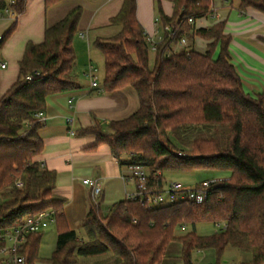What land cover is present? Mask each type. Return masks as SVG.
I'll use <instances>...</instances> for the list:
<instances>
[{"label": "trees", "instance_id": "16d2710c", "mask_svg": "<svg viewBox=\"0 0 264 264\" xmlns=\"http://www.w3.org/2000/svg\"><path fill=\"white\" fill-rule=\"evenodd\" d=\"M60 1L45 0L46 7ZM27 2L0 0V13L9 7L14 15L1 35L0 48L14 31L17 16L26 12ZM156 3L163 32L153 65L137 0H123L110 18L119 28L116 33L93 41L104 57V90L134 87L139 109L111 122L110 130L97 123L83 132L96 135L94 147L108 144L122 166L147 167L159 187L167 171L211 169L228 175L211 185L202 203L149 205L126 197L104 212L100 196L82 222L85 237L70 228L64 214L66 198L55 193L57 172L36 160L44 141L35 114L46 107L50 94L81 86L75 74L74 38L84 8L74 6L46 27L41 43L27 42L19 77L0 99V230L22 223L28 215L53 210L57 243L49 264H81L83 258L104 255L108 258L98 264H162L176 239L182 243L185 264H193L196 249L215 250L214 264H220L229 245L251 253L247 264L264 261V92L257 97L245 92L225 21L194 28L196 19L212 12L214 0H173L172 15L165 13L160 0ZM238 7L264 13V0H239ZM196 34L211 40L204 53L193 46L173 51L186 35ZM199 222L225 226L203 236L195 230ZM185 225L192 230L177 236L176 229ZM43 231L28 235L19 251L22 264L38 260ZM4 245L0 239V248Z\"/></svg>", "mask_w": 264, "mask_h": 264}, {"label": "crops", "instance_id": "0c3cea01", "mask_svg": "<svg viewBox=\"0 0 264 264\" xmlns=\"http://www.w3.org/2000/svg\"><path fill=\"white\" fill-rule=\"evenodd\" d=\"M94 1L98 3L90 20L86 24L81 23L83 13L79 24V32L85 41V44L84 42L81 44L83 47L79 45L77 37L74 38L77 55L75 74L81 86L65 92L53 93L47 97L46 107L42 110L46 119L40 129L44 149L36 157V160L45 167L57 172L55 193L66 198L64 214L70 228L77 232L80 230L78 234L81 237H85L82 222L94 205L92 189L84 184V178H96L102 184L101 206L108 205L105 212L111 204L126 198L128 193L134 191L132 184L124 182L122 175L127 169L120 164L110 146L103 143L94 147L97 142L96 135L85 133L83 130L97 123L103 130H110L111 122L129 117L140 107L138 93L132 86L110 92L104 90L102 85L104 68L103 74L99 75L98 84L92 86L88 71L92 66L100 70L99 63H95L97 59L93 51L101 53L93 46V41L97 36H111L119 29L117 27L118 29L109 30L107 35L101 34L108 28L106 27L108 24L97 21L102 16L100 9L106 8L115 0ZM62 2L63 0L56 5L46 7L45 0H28L26 12L17 16L14 31L0 48V99L19 77V63L23 58L27 42L41 43L44 40L46 27L61 19L70 9L62 16L55 15V11H52L51 15V10H55ZM122 2L123 0L115 14L119 11ZM160 3L165 13L172 15L173 0H160ZM137 4L139 21L150 37L155 36L154 38L159 40L163 27L158 22L156 0H137ZM238 5L239 0H214L212 12L196 19L192 24L197 29L211 27L220 21L226 22L224 32L232 36L230 52L233 63L242 78L244 90L250 96L257 97L264 92V13L253 7H247L242 11ZM5 14L6 17H4ZM113 15H109V21ZM13 20L14 15L8 10L5 9L0 13V36ZM184 40L186 44H191L201 53L207 50L211 42L210 39L197 34L193 37L186 35L172 46L173 51L183 48L181 42ZM79 50L86 53V57L82 59ZM218 52L219 48L215 57ZM99 56L104 65L102 53ZM150 59V64L153 65L151 53ZM87 62L88 64L84 66ZM2 64H5V67ZM53 225L55 224L50 226ZM180 245L182 246L181 242ZM176 249V246L170 249L162 264L177 263L173 260V256L179 253ZM204 251L215 252L213 249H204Z\"/></svg>", "mask_w": 264, "mask_h": 264}, {"label": "built area", "instance_id": "2783aa9c", "mask_svg": "<svg viewBox=\"0 0 264 264\" xmlns=\"http://www.w3.org/2000/svg\"><path fill=\"white\" fill-rule=\"evenodd\" d=\"M6 10L13 14L9 7ZM189 20L190 22L194 21L192 18ZM167 28L169 29V26ZM148 40L150 50L156 51L158 40L152 37H148ZM2 66L5 67V64H2ZM35 73L40 74V71H35ZM89 76L92 86H96L99 77L95 68L90 69ZM28 78H31V75H28ZM35 117L42 124L46 119L43 111L37 112ZM126 169L127 171L122 175L124 182L135 186V190L128 193L127 197L139 198L142 201H146L149 205H163L179 200L202 203L207 198L211 185L222 180L220 177H211L192 183L191 185H187L181 181L166 183L164 180L161 187H159L160 185L158 183H152L147 167L141 164H132L127 166ZM83 182L91 187L93 201H97L103 191V186L100 181L96 178H84ZM18 185L22 186V182L19 181ZM55 221L54 211L48 209L34 215H28L18 225L0 230V239L5 242V245L0 248V263L22 264L24 257L19 251L27 241L28 235L45 230L48 226L55 224ZM262 264H264V261Z\"/></svg>", "mask_w": 264, "mask_h": 264}, {"label": "rangeland", "instance_id": "374dc122", "mask_svg": "<svg viewBox=\"0 0 264 264\" xmlns=\"http://www.w3.org/2000/svg\"><path fill=\"white\" fill-rule=\"evenodd\" d=\"M121 0H115L113 1L111 4H108V6L106 8H102L100 9V18L97 20L98 22H106V24H108L106 28L103 32H101V34H108L109 32L107 31H112L114 28H117L116 26L112 25L110 23V21L108 20L109 15H113L115 14V12L118 9V6L120 4ZM97 1L94 0H63L62 3H60L55 10L52 9L51 10V15H52V11H55V15H63L65 14V12L69 9L72 8L74 6L80 5L84 8V15L82 18V22L81 23H87L90 18H91V14L93 12H95V6L97 5ZM6 17V14L5 16ZM81 26H84L83 24H81ZM110 26V27H109ZM118 29V28H117ZM107 32V33H106ZM149 35V34H148ZM75 37H77L79 45L81 47H83L81 44H85L84 38L81 34V32H78ZM150 37V36H149ZM155 37V36H154ZM152 37V38H154ZM161 37L159 38L158 42L161 40ZM155 39V38H154ZM86 40V38H85ZM187 42H189L187 40ZM181 45L184 47L189 48L191 46V44L188 45V43L186 44V41H182ZM181 49V47L179 48ZM93 53L95 55V58L97 59L95 61V63H99V67L100 70L95 67L92 66V69H96V73L99 77L100 74H103V60H101L100 58V54L98 52H96L95 50L93 51ZM98 53V54H97ZM150 53L152 54L153 60L155 58V51L150 50ZM154 53V54H153ZM79 54L80 57L83 59L84 57H86V53H82V51L79 50ZM88 64L85 63L84 66H86ZM80 65H78L79 67ZM82 66H80L81 68ZM88 73H90V71H88ZM89 75V74H88ZM228 173L227 172H223V171H215V170H211V169H195V170H189V171H167L164 173V180L166 181V183L172 182V181H181L187 185H191L192 183L198 182L200 180L203 179H207V178H211V177H220V178H225L227 177ZM132 187H134L135 190V186L132 184ZM108 205H103L102 209L105 212L106 208ZM187 227H180L178 229H176L175 233L177 236H180L182 234H185L186 232L192 230V226L190 225H186ZM225 224L224 223H214V222H199L196 224L195 230L197 231L198 234L206 236V235H211L213 233H215L216 231H220L224 228ZM80 231V230H79ZM78 231V232H79ZM178 240V239H176ZM180 241V240H178ZM171 242L169 244L166 256H168V253L170 252V249L174 246L177 247V251L179 252L178 254H175L173 256V260H175L174 264H185L184 259L182 258V246L180 245V242ZM56 242H57V227L55 225L48 227L45 231H43V235H42V239H41V243L39 246V258L38 260L35 262V264H49L47 262V259H49L55 248H56ZM108 257L106 255L104 256H95V257H87V258H83L81 261V264H98V263H103L104 261H106ZM251 259V253L249 252H245L242 251L234 246H227L226 249L224 250L223 254L221 255L220 258V264H247ZM213 260V262H211ZM218 260V255L216 252H207L204 251V249H196L192 252V263L193 264H214L216 261ZM165 260H163L162 263H164Z\"/></svg>", "mask_w": 264, "mask_h": 264}]
</instances>
